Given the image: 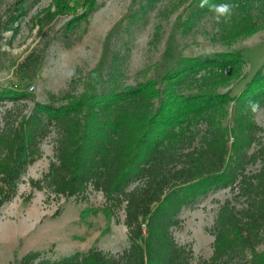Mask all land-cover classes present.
<instances>
[{
    "label": "trees",
    "instance_id": "16d2710c",
    "mask_svg": "<svg viewBox=\"0 0 264 264\" xmlns=\"http://www.w3.org/2000/svg\"><path fill=\"white\" fill-rule=\"evenodd\" d=\"M26 1L16 0L6 28H14L27 12ZM255 2L208 0L200 7L201 0H196L189 17L197 18L213 5H230L228 17L235 22L226 26L225 35L237 38L259 30L264 10L254 14ZM79 5L84 11L76 14ZM94 5L95 0H54L37 23L45 27L46 18L74 13L75 25ZM106 55L82 92L37 100L28 111L17 103L5 109L0 213L18 194L29 165L43 156L42 144L50 136L54 158L42 177L29 178L32 188L45 190L47 197L86 198L90 188L102 192L109 216L124 210L128 246L117 253L90 247L57 259L30 250L7 264H264V250H258L264 243V128L243 109L263 95L264 67L233 95L210 86L229 84L241 75L245 59L240 51L180 56L161 80L144 78L134 85L125 84L111 69L104 72ZM37 58L30 53L23 63L33 68ZM206 66L217 70L200 74ZM5 96L25 99L28 94L0 88V97ZM234 99L242 104L226 122ZM218 186L230 187L234 197H244L243 203L238 206L231 196L226 198L213 228V254L192 261V248L177 242L171 227L180 222L183 206Z\"/></svg>",
    "mask_w": 264,
    "mask_h": 264
},
{
    "label": "rangeland",
    "instance_id": "374dc122",
    "mask_svg": "<svg viewBox=\"0 0 264 264\" xmlns=\"http://www.w3.org/2000/svg\"><path fill=\"white\" fill-rule=\"evenodd\" d=\"M15 2L0 0V88H17L28 97H0V126L5 109L13 103L28 111L37 100L49 102L66 92H82L106 51L104 72L111 69L125 84L133 85L144 78L161 80L180 56L207 58L221 51H240L245 59L241 75L229 84L210 86L237 95L264 67V13L259 30L230 38L225 28L235 22L228 17L231 11L219 20L214 9L201 11L197 18L189 17L197 8L196 0H95L91 12L78 24L71 23L74 13H68L46 18L45 27H40L37 20L46 15L43 8L54 0H27V12L14 28H6L5 21ZM254 4V14L264 10V0ZM83 11L79 5L76 14ZM30 53L38 57L33 68L23 63ZM214 70L217 67L206 66L200 74ZM23 73L32 77L22 80ZM253 102L258 105L255 110L250 103L243 109L249 110L264 128V93ZM241 104L235 99L228 104L226 122ZM42 145L43 156L29 165L18 194L1 209L0 264L20 259L30 250H40L51 259L90 247L122 251L129 243L124 210L117 209L109 216L103 208L106 200L102 192L90 188L86 198L47 197L45 190L32 188L29 178L42 177L54 158L52 137ZM230 196L242 205L244 197H234L230 187L218 186L179 212L180 222L171 227L172 232L177 242L192 248V261L213 254L217 213ZM57 210L60 212L55 215ZM258 250H264V243ZM248 264H253L252 260Z\"/></svg>",
    "mask_w": 264,
    "mask_h": 264
},
{
    "label": "clouds",
    "instance_id": "9594fccd",
    "mask_svg": "<svg viewBox=\"0 0 264 264\" xmlns=\"http://www.w3.org/2000/svg\"><path fill=\"white\" fill-rule=\"evenodd\" d=\"M207 3H208V0H201L200 7H204ZM212 8L216 12L218 20L222 16H227V14L230 11V5H227V4L213 5ZM250 106L252 107L253 110H255L258 107L256 103L251 102V101H250Z\"/></svg>",
    "mask_w": 264,
    "mask_h": 264
}]
</instances>
